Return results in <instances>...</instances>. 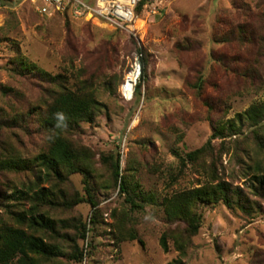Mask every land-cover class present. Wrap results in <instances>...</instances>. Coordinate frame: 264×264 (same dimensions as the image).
Masks as SVG:
<instances>
[{"label":"rangeland","instance_id":"1","mask_svg":"<svg viewBox=\"0 0 264 264\" xmlns=\"http://www.w3.org/2000/svg\"><path fill=\"white\" fill-rule=\"evenodd\" d=\"M141 51L146 73L140 94L126 102L120 87ZM18 65L29 71L21 74ZM40 72L65 77L69 87L91 82L104 105L92 125L82 123L66 135L89 156L96 206L39 208L59 233H45L61 251L50 264H264V195L255 196L250 186L264 154L249 124L236 120L264 101V0H148L123 29L69 13L43 17L30 0H7L0 5V109L43 111L55 87L42 81ZM2 123L0 161L13 156L29 161L46 149L47 134L36 125L8 129ZM215 129L223 135L215 136ZM259 133L264 140V128ZM202 148L196 162L181 166L178 157ZM103 155L119 156L120 176L131 177L136 197L151 195L154 204L131 211L113 188L111 164ZM34 176L0 174L1 223L12 224L15 213L30 209L28 199L17 203L12 196L34 185ZM66 176L64 183L56 179L40 186L86 199L83 173ZM211 181L241 189L254 210L203 206L201 227L185 255L170 240L164 253L160 237L175 227L159 206L163 197ZM115 227L134 229L138 240L117 243ZM76 251L82 252L80 261L73 259Z\"/></svg>","mask_w":264,"mask_h":264},{"label":"trees","instance_id":"2","mask_svg":"<svg viewBox=\"0 0 264 264\" xmlns=\"http://www.w3.org/2000/svg\"><path fill=\"white\" fill-rule=\"evenodd\" d=\"M6 1L0 0V5ZM146 2L145 0L139 4L136 9L137 15L140 14ZM139 54L141 55L140 61L143 65V71H141L140 83L135 90L137 95L140 94L141 80L146 73L144 54L142 51ZM18 66L21 74H26L25 72L29 71L24 69L22 65ZM30 71L33 72V70ZM39 74L42 81L55 87L48 95L50 100L43 104V111L37 108L28 109L26 112H7L0 109V127L3 125L2 122H7L6 128L8 129L9 127L23 126L24 129L29 130L31 126L36 125L40 131L47 134L46 149L32 160L24 161L13 156L11 159L9 157L7 160L0 161V174L23 171L32 172L35 175L34 185L27 189L14 191L12 196L17 203L28 199L31 202L30 209L27 212L15 213L12 224L0 222V264H50L56 262L58 256L61 255L59 246L50 242L45 236L46 232H49L50 235L59 236L56 224L44 213H41L39 208H60L67 211L81 202H88L91 207L96 206L94 190L92 191L88 182L90 177L88 173L90 165H87L89 156L83 149L74 147L66 135L77 132L82 123L92 125L104 109V105L96 99L92 83L87 80L69 87L65 77L51 76L43 72ZM202 80L199 78L194 88H201ZM58 112H63L67 118L59 127H57L58 121L55 118V114ZM236 120L239 124H249L250 128L253 129L257 142L256 146L264 154V140L259 133L264 128V101L250 106L242 114L236 115ZM231 123L232 121L228 125L230 131L234 129ZM214 135L222 136V130L217 129ZM204 150L202 148L193 151L186 154L184 158L178 157L181 166L185 165V160L191 163L196 162ZM101 158L103 161H110L113 188L118 187V192L124 195V202L129 205L131 211H140L143 210L145 204H154L155 198L151 195L136 197L135 189L137 186L131 184V177L120 176L119 156L109 155L105 157L103 155ZM75 172L83 173L85 177L86 199L77 194L69 196L55 186L54 188L40 186L41 183L48 184L56 179L58 182L64 183L67 181V173ZM263 173V162H257L250 184L257 197L264 195ZM172 181H174V177ZM218 203L223 204L230 211L242 210L247 212L248 210L251 212L254 210V203L248 206L249 201L241 189L224 181H211L205 185L163 197L159 206L163 210L166 222L175 228L169 229L161 235L159 246L162 251L164 253L169 251L168 241L170 240L175 251L180 256H184L187 248L192 244V239L198 234L201 227L202 207ZM85 232L86 228L83 225L80 229V237L83 239ZM113 233V240L117 243L138 240L134 229L122 230L120 227H115ZM139 242L142 244L141 241ZM81 258L82 252L76 251L73 259L80 261ZM168 264H181V261L174 260Z\"/></svg>","mask_w":264,"mask_h":264},{"label":"built area","instance_id":"3","mask_svg":"<svg viewBox=\"0 0 264 264\" xmlns=\"http://www.w3.org/2000/svg\"><path fill=\"white\" fill-rule=\"evenodd\" d=\"M35 12L43 17L69 13L76 19L96 20L115 28H126L136 19V9L145 0H30ZM148 1V0H146ZM141 55H137L131 70L120 87L124 101H131L140 83Z\"/></svg>","mask_w":264,"mask_h":264},{"label":"clouds","instance_id":"4","mask_svg":"<svg viewBox=\"0 0 264 264\" xmlns=\"http://www.w3.org/2000/svg\"><path fill=\"white\" fill-rule=\"evenodd\" d=\"M55 118L58 121L57 127H59L62 123H64L66 121V116L63 112H58L55 114Z\"/></svg>","mask_w":264,"mask_h":264}]
</instances>
